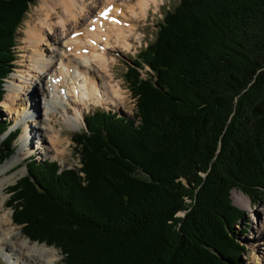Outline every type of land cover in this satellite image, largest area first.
Here are the masks:
<instances>
[{"label": "trees", "instance_id": "1", "mask_svg": "<svg viewBox=\"0 0 264 264\" xmlns=\"http://www.w3.org/2000/svg\"><path fill=\"white\" fill-rule=\"evenodd\" d=\"M34 1L0 0V101ZM143 55L151 78H127L138 112L86 116L84 176L30 158L13 220L61 247L60 264H240L231 191L264 194V0H179ZM9 126L0 113V136Z\"/></svg>", "mask_w": 264, "mask_h": 264}, {"label": "bare ground", "instance_id": "2", "mask_svg": "<svg viewBox=\"0 0 264 264\" xmlns=\"http://www.w3.org/2000/svg\"><path fill=\"white\" fill-rule=\"evenodd\" d=\"M160 2L161 0H45L39 10V20L36 21L38 18H34L27 23L25 45L22 49L24 55L22 56H27L28 43L31 48L28 50L30 70L27 73L29 75L25 73L26 71L21 70L18 74L12 75L14 77L13 84H8L10 106L5 105V107L10 111L13 110L14 107L11 104L19 99L23 88L30 87L33 79H40V94L44 103L45 120L39 128L49 134L54 149L56 148L58 153L64 155L66 152L63 145L65 138H62L61 130L54 131V116L62 109L63 119L68 124L77 126L80 123L81 115H83V104H88L91 99L94 101L105 100L110 104H116L125 99L122 84L115 82L113 78L114 65L117 60L108 53L119 46H123L125 50L130 48L129 38L131 35L129 33L135 29L137 20H140L141 17H148V11L158 8ZM109 4L112 7L108 14L118 17L114 22L109 18H99L98 15V12H101ZM42 12L44 16H42ZM134 35L135 33L132 34V38H137ZM47 36H52L51 44L45 42L44 38L46 39ZM42 45L48 46L51 54L50 60L43 59L44 51L39 49ZM19 62L24 66L21 61ZM93 75L107 79L103 91L95 87L92 90L89 89L92 85L89 77ZM15 80L20 83L15 84ZM63 87L66 88V93L62 92ZM38 90L35 91L36 96ZM87 90L94 93L96 97L86 101ZM34 97L27 99L29 108L26 110V120L33 121L35 119L32 113L35 111L32 103L35 102ZM5 101L4 97L1 103L5 104ZM16 113H18V117H22V112L17 111ZM41 136L42 142L45 141L43 134ZM20 160V157H14L13 160L0 168V245L11 247L38 264H53L58 256L49 245L30 244L28 239H22L17 244L14 238L18 232L13 224L12 211L5 208L6 189L19 175L17 171L12 173L9 171ZM237 202L240 205H246L248 199L242 194H237Z\"/></svg>", "mask_w": 264, "mask_h": 264}, {"label": "rangeland", "instance_id": "3", "mask_svg": "<svg viewBox=\"0 0 264 264\" xmlns=\"http://www.w3.org/2000/svg\"><path fill=\"white\" fill-rule=\"evenodd\" d=\"M45 0H35L33 3L28 5V9L25 13V17L22 20V24L20 25L17 33V43L15 44L14 49L16 50L15 57L17 58L14 63L16 68L14 67L13 71L9 74L7 78L4 79L3 82V94L0 101V113H1V119L8 120L9 124H11L8 127V131L3 135L0 136V144L3 142L6 134L13 129V131H18L16 138L13 141V150L14 154L11 155L9 158H6L2 160L0 158V168H2L5 164H7L9 161L13 160L14 157H20V162L17 163L15 167L10 169L9 173L17 171L19 175L13 179L9 187L6 189L7 194V201L5 204L6 210L12 211V218H13V212H14V203L10 200V196L13 193L12 187L16 184V182L21 179L25 174H27V168L28 165L27 161L33 157L36 156V159L38 160H44V159H51L53 162H56L60 164L61 166L65 167L66 169L77 171L78 174L83 175L84 173L81 171V169L84 167V163L81 161V147L80 144H77V135L78 133H86V126L84 122V116L90 114V112H93L94 110H109L111 112H119L122 115L126 116H133V113H137L138 110L136 109V103L138 102V97L134 92V85L132 82H129L127 79L128 76L131 74L130 67H133L134 70L139 72V78L145 79L147 77H150L151 69L149 66V63L145 61V56L143 55V52L148 48V46L158 37V24L161 23L163 19V14L167 10H173L175 6L178 5L179 0H161V4L158 8H152L148 11V17H141L140 20H137L135 29L133 32L129 33L131 36L129 38V42L131 43V47L125 50L123 46H119V48H113V50H110L108 54H110L111 57L116 58V64L114 65V80L115 82H119L122 84L125 94V99L122 101L117 102L116 104L109 103L105 100L97 99V101L92 100L91 98H95L96 95L94 93H90L88 90L86 91L85 99L86 101H89L87 99H91L88 104L82 106V112L83 115H81L80 123L77 126H72L68 124L62 117V114L64 113L62 109L58 114H56L53 118V124H54V131L61 130L62 138H65V141L63 142V145L66 148V152L63 155L62 153H58L57 149L53 147V144L50 141L49 134L45 132L42 128L40 129L39 126L42 122H44V103L43 98L41 96L40 92V79H33V83L30 87H24L22 94L19 96V99H17L13 104H11L14 109L9 110L5 105L10 106L8 101V94L10 93L8 84H13L14 77L13 74H18L21 71H27L30 70L29 66V56L30 53L28 52L30 46L27 43L26 47V53L27 56L23 57L24 52L22 51L23 46L25 45L24 39L26 37V29H27V23L34 20V18L39 17V10L42 5V3ZM39 12V13H38ZM42 16H44V13L42 12ZM39 18L36 20L38 21ZM136 21V20H135ZM139 25V26H138ZM138 32V34H136ZM135 33L134 37L132 38V34ZM139 36V37H138ZM45 42L52 43V36H47L45 39ZM61 41V40H60ZM60 43V42H59ZM39 49L44 51L43 59L50 60L51 54L48 50V46H40ZM23 58V59H22ZM22 59V60H21ZM25 59V60H24ZM24 60V61H23ZM24 64L22 66L20 62ZM150 73V74H149ZM33 75V73H32ZM91 79V80H90ZM89 80L92 81V85L89 89L92 90L93 87L96 89L99 88L100 90H104V83L107 81V79L103 77H99L97 75H93L89 77ZM39 81V82H38ZM15 84L20 83L18 80L14 81ZM42 88V87H41ZM39 89V90H38ZM36 90L37 96H36ZM102 94H104L102 92ZM35 96V97H34ZM105 96V95H104ZM6 99L5 104L3 99ZM31 97H34L35 102L33 103V106L35 107V111L32 112L35 119L33 121L26 120V110L29 108V105L27 104V99ZM37 98V99H36ZM35 104V105H34ZM17 111L22 112V117H18ZM72 111V109H71ZM25 116V117H23ZM58 116V117H56ZM37 118V119H36ZM28 122H30V125H28ZM44 131V132H43ZM43 139L45 141L42 142V135ZM45 135V137H44ZM41 146V147H40ZM31 150V151H30ZM33 156H31V154ZM37 160V161H38ZM261 196H255L252 198L250 195L244 194L240 189L235 188L231 191V203L235 206L240 207L245 212V224H247L248 229H246L245 233L240 232V229L242 228L241 225L236 223V229L239 230V240L241 243H243L246 246V249L243 251V253L239 256L240 264H264V194L259 192ZM237 194H242L246 196L248 199V202L246 205H240L237 202ZM184 211H181L183 213ZM180 214V213H179ZM240 223V222H239ZM13 224L16 227V230L18 232L17 235L14 236L15 240L17 241V244H19V241L22 239H28L30 240V244H36L39 243L41 245H49L53 250L56 252L55 254L58 256V259L53 264H60L62 261V258H64V255L61 251V247H58L56 244H50L49 242L40 241V240H34L30 238L27 234L24 232V225L25 224H19L13 220ZM238 232V233H239ZM21 233V234H20ZM40 245V246H41ZM48 246V247H49ZM17 248V247H16ZM40 261V259H38ZM0 264H38L33 259L28 258L25 254H22L20 252H17L11 247H6L0 245Z\"/></svg>", "mask_w": 264, "mask_h": 264}]
</instances>
